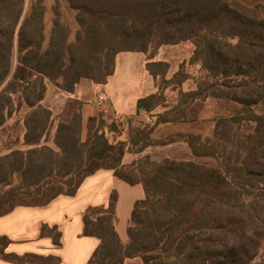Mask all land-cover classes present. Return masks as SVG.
Instances as JSON below:
<instances>
[{"label": "trees", "instance_id": "1", "mask_svg": "<svg viewBox=\"0 0 264 264\" xmlns=\"http://www.w3.org/2000/svg\"><path fill=\"white\" fill-rule=\"evenodd\" d=\"M66 1L77 28L72 32L57 15L46 38L40 5L32 4L19 24L24 0H0V127L12 113L14 93L21 92L32 108L24 117V143L32 147L0 156V187L5 188L0 192V216L16 206H43L58 195H75L88 175L111 169L129 184L141 183L145 196L134 203L126 242L114 225L116 192L107 206L85 211L83 233L100 239L87 264H124L133 257L143 264H264L257 261L264 260V0ZM15 35L21 64L28 76L37 77L32 87L7 81ZM183 41L193 43V58L206 72L195 90L181 92L189 97L184 102L214 97L239 105L229 117L214 118L220 143L193 133L151 137L160 123L198 121L197 112L183 109L159 112L153 122L130 124L128 138L113 116L108 122L89 119L83 139L79 100L72 101L77 109L56 126L52 111L39 105L46 91L44 78L59 80L67 92L83 78L104 84L114 73L119 52H148L153 42L158 50ZM168 67L164 64V79ZM147 68L153 76H162ZM160 94L140 98L137 112L157 108L163 100L157 98ZM231 121L254 126H244V133L230 132ZM53 128L54 146L41 144ZM176 141L185 142L195 158L210 157L216 165L170 158L157 162L149 155L122 163L127 151L139 154ZM29 193L44 199L16 202ZM41 235L61 244L56 225L43 224ZM6 243L0 236V258L24 264L10 258Z\"/></svg>", "mask_w": 264, "mask_h": 264}, {"label": "crops", "instance_id": "2", "mask_svg": "<svg viewBox=\"0 0 264 264\" xmlns=\"http://www.w3.org/2000/svg\"><path fill=\"white\" fill-rule=\"evenodd\" d=\"M146 53L119 52L116 55L114 73L107 78L106 83L98 84L83 78L75 85L72 92L62 91L57 87L59 89L57 95H65L81 101L84 126L87 118L92 116L86 103L92 101V93L96 90L105 91L109 100V109L124 130L123 138L126 136L128 138L130 124L137 125L141 121L153 122L161 111L158 106L151 112L145 110L137 112V101L157 92V77L153 76L146 66L153 55L147 57ZM201 124H204V117L198 112L197 122L160 123L151 137L154 140H163L176 133H193L204 138L206 134L195 129ZM2 128L3 126L0 127ZM23 141L24 133L17 138V143L22 144ZM144 155H149L157 162L164 158L176 160L195 158L185 142L176 141L147 147L139 154L127 151L123 155L122 163L129 165ZM112 192L117 193L115 229L121 240L126 242L127 227L134 203L145 196L143 185L129 184L115 176L111 169H99L83 180L75 195H58L43 206H16L9 213L0 216V236L7 238L6 252L20 255L26 253L52 255L58 258L60 264H87L100 244V239L83 233V216L89 207L107 206ZM43 224L57 226L61 233L60 245H55L49 235H41ZM0 264L15 263L0 258ZM124 264H143V262L140 257H133L125 259Z\"/></svg>", "mask_w": 264, "mask_h": 264}, {"label": "rangeland", "instance_id": "3", "mask_svg": "<svg viewBox=\"0 0 264 264\" xmlns=\"http://www.w3.org/2000/svg\"><path fill=\"white\" fill-rule=\"evenodd\" d=\"M32 4L40 5L43 8V23L46 38H48L50 34L51 28L53 27V21L55 20L57 15L59 16L60 24L64 23V25L68 26L72 32H74L77 28L76 22L74 20L75 12L70 7L69 2L66 0H24L23 10L19 24L29 12ZM16 40L17 35H15L14 38L12 65L7 81L22 82L25 85L32 87L33 82L37 80V77L28 76V69L21 64L20 54L16 46ZM45 42H47V39L45 40ZM154 45L155 42L151 43L148 47L149 51L146 53V55L147 57L153 55V57L152 59L148 60L149 62L146 63V66L149 65L152 71L162 75L157 76L156 82L157 92H161V94L157 98L163 99L158 107L159 110H161L160 112H172L176 109H183L189 114H192L194 112L201 113V115L204 117V124H201L200 126L198 125L195 129L200 131L201 133H205L206 137L204 138H210L213 139L214 142L218 141L220 143V140L216 139L217 137H215L216 124L213 120L214 118H217L218 120L219 118L229 117L230 111L232 109L238 108L239 105L226 99H217L214 97H208L204 100L198 99L196 101L191 102L189 105L185 103L184 101H187L189 97L181 95V92L195 90L197 88L198 83L201 82V80L206 74L201 64L193 58V52L195 48L193 43L190 41H183L175 45H163L158 51L154 49ZM164 64L169 66L165 75L166 79H164L163 77ZM182 76L187 77V79H184V81L179 84L169 83L170 81L174 82L175 80H179ZM38 81H40L39 78ZM43 82L46 85V91L44 94V98L41 100L39 105L47 107L52 111L53 117L55 119L54 124L56 126L58 120L66 116L70 111L77 109L78 104L72 103V101L77 99L68 98L65 97V95H57L59 92L58 88H60L59 80L51 81L48 78H44ZM47 86H49L48 89ZM161 87L162 89H160ZM97 91L98 90L92 93V101L90 103H86L88 104L89 113L92 116L87 118L84 123L82 133L83 139H85L86 137V124L89 122V119H95V122H98L99 118L103 117L104 120L108 122L109 118L113 116V113L109 109V100L105 102L102 108H97L94 105L93 100ZM47 93L48 96H46ZM31 110L32 108L26 105L25 99L21 92H16L13 94L12 113L6 119L3 128L0 129V156L9 153L12 150H26L32 147L30 145L25 144L24 141L22 142V144L17 143V138H19L20 135L25 133L24 117ZM255 111L258 113L259 111H261V108L255 107ZM228 123L231 127L230 132L239 130L240 132L244 133V126H254V123L252 122H241V124H233L234 122L231 121ZM222 125L223 123L220 122L218 127H222ZM54 128L51 133L46 134L43 137V139L41 140V144H48L50 146H54ZM225 144L229 145L230 143ZM226 153H228V155L229 153L232 154L231 157L233 159L236 156L235 153H232V151H230L228 148L226 150ZM193 161L209 166L216 165V161L210 157L193 158ZM13 181L14 183L17 182L15 177L13 178L12 182ZM4 189L5 188L0 187V192H2ZM43 199L44 197L42 196H35L34 194L29 193L28 195L21 194L20 197L16 199V202L33 204L40 202V200ZM22 255L24 254L20 255L12 253V256H10V258L18 262L22 261L24 262V264H60L57 258H45L44 255L41 256L39 254L34 253L30 255H28L27 253V255L25 256ZM257 261L259 263H264L262 257L257 259Z\"/></svg>", "mask_w": 264, "mask_h": 264}, {"label": "built area", "instance_id": "4", "mask_svg": "<svg viewBox=\"0 0 264 264\" xmlns=\"http://www.w3.org/2000/svg\"><path fill=\"white\" fill-rule=\"evenodd\" d=\"M107 101V95L103 90H98L95 94L93 103L97 108H102Z\"/></svg>", "mask_w": 264, "mask_h": 264}]
</instances>
